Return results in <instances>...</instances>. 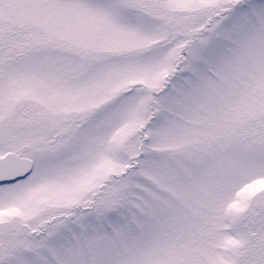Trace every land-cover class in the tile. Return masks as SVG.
<instances>
[{
  "label": "snow or ice",
  "instance_id": "obj_1",
  "mask_svg": "<svg viewBox=\"0 0 264 264\" xmlns=\"http://www.w3.org/2000/svg\"><path fill=\"white\" fill-rule=\"evenodd\" d=\"M0 264H264V0H0Z\"/></svg>",
  "mask_w": 264,
  "mask_h": 264
}]
</instances>
